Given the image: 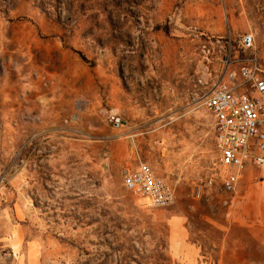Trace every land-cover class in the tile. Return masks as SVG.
<instances>
[{
	"label": "rangeland",
	"instance_id": "1",
	"mask_svg": "<svg viewBox=\"0 0 264 264\" xmlns=\"http://www.w3.org/2000/svg\"><path fill=\"white\" fill-rule=\"evenodd\" d=\"M245 31L264 66V0H0V264H264L262 171L223 189L196 81ZM132 140L173 204L123 185Z\"/></svg>",
	"mask_w": 264,
	"mask_h": 264
},
{
	"label": "built area",
	"instance_id": "2",
	"mask_svg": "<svg viewBox=\"0 0 264 264\" xmlns=\"http://www.w3.org/2000/svg\"><path fill=\"white\" fill-rule=\"evenodd\" d=\"M254 41L253 34L245 31L235 45L229 36L204 43L205 62L196 77L204 87L200 104L213 115L217 161L223 168L216 177L226 192L235 191L238 178L248 167H258L264 178V66ZM217 56L219 63L214 67L212 60ZM140 152L132 140L135 165L121 171L123 185L144 196L150 207L173 204L175 186L156 174Z\"/></svg>",
	"mask_w": 264,
	"mask_h": 264
},
{
	"label": "crops",
	"instance_id": "3",
	"mask_svg": "<svg viewBox=\"0 0 264 264\" xmlns=\"http://www.w3.org/2000/svg\"><path fill=\"white\" fill-rule=\"evenodd\" d=\"M143 131V130H142ZM142 133V132H141ZM128 157H129V159H127V161H126V164H125V166L123 167V169L124 168H126V167H133L134 165H135V162H134V160H133V158H132V155H131V149H130V152H129V154H128ZM147 161V160H146ZM148 162V161H147ZM149 163V162H148ZM150 164V163H149ZM151 166V165H150ZM154 170V169H153ZM122 171V170H121ZM154 172H155V170H154ZM156 173V172H155ZM157 174V173H156Z\"/></svg>",
	"mask_w": 264,
	"mask_h": 264
}]
</instances>
